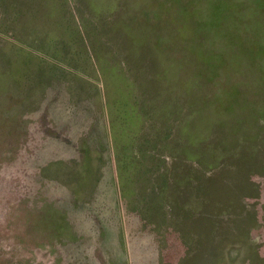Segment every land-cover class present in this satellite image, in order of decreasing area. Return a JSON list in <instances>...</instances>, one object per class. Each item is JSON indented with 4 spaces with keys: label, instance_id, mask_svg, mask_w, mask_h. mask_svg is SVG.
Returning a JSON list of instances; mask_svg holds the SVG:
<instances>
[{
    "label": "rangeland",
    "instance_id": "rangeland-1",
    "mask_svg": "<svg viewBox=\"0 0 264 264\" xmlns=\"http://www.w3.org/2000/svg\"><path fill=\"white\" fill-rule=\"evenodd\" d=\"M7 3L0 264H264V0Z\"/></svg>",
    "mask_w": 264,
    "mask_h": 264
},
{
    "label": "trees",
    "instance_id": "trees-1",
    "mask_svg": "<svg viewBox=\"0 0 264 264\" xmlns=\"http://www.w3.org/2000/svg\"><path fill=\"white\" fill-rule=\"evenodd\" d=\"M2 0H0V2H1ZM6 1V3H7V0H5ZM7 5H8V3H7ZM46 39H47V37H46ZM60 41H56L55 42V45H58L59 44V46L61 45V43H59ZM60 48H61V46H60ZM63 48H65V47H63ZM52 49L53 48H51V47H46L45 46V51L46 52H50V51H52ZM62 49V48H61ZM55 50V49H54ZM56 50H58V49H56ZM57 53V52H56ZM64 56H65V52L63 51L62 53H60V52H58L57 53V55H54V62L56 63V66H55V70L58 72V69H59V66H60V64H61V61H65V59H64ZM81 70L82 69H79V71L81 72ZM76 73H79L78 71L76 72ZM103 88V87H102ZM109 89V88H108ZM107 88H103L102 90H103V97H104V99H105V106L107 105V104H109V96H110V93H111V91L110 90H108ZM80 150V152H81V149H79ZM84 150L86 151L87 149L85 148H83L82 149V152H81V154H83L84 153ZM108 151H109V147H108V145H106L105 147H104V149H102L101 150V153L103 152V154H105V158H106V154H108ZM152 190L155 192L156 191V188H152L151 190H150V192H152ZM148 203V201L145 203V204H147ZM141 205V202H139V203H137L136 205H135V207L137 208V207H139ZM149 206V205H148Z\"/></svg>",
    "mask_w": 264,
    "mask_h": 264
}]
</instances>
